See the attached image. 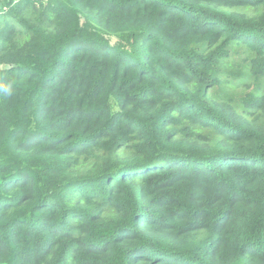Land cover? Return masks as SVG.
Wrapping results in <instances>:
<instances>
[{
  "label": "trees",
  "instance_id": "1",
  "mask_svg": "<svg viewBox=\"0 0 264 264\" xmlns=\"http://www.w3.org/2000/svg\"><path fill=\"white\" fill-rule=\"evenodd\" d=\"M0 264H264V0H0Z\"/></svg>",
  "mask_w": 264,
  "mask_h": 264
}]
</instances>
